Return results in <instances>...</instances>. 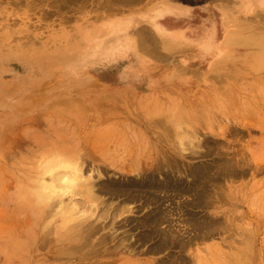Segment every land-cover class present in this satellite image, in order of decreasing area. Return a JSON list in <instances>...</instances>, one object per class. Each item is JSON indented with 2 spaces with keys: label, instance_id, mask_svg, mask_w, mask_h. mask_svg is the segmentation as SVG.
I'll use <instances>...</instances> for the list:
<instances>
[{
  "label": "rangeland",
  "instance_id": "1",
  "mask_svg": "<svg viewBox=\"0 0 264 264\" xmlns=\"http://www.w3.org/2000/svg\"><path fill=\"white\" fill-rule=\"evenodd\" d=\"M70 1L0 0V264H264V0Z\"/></svg>",
  "mask_w": 264,
  "mask_h": 264
},
{
  "label": "bare ground",
  "instance_id": "2",
  "mask_svg": "<svg viewBox=\"0 0 264 264\" xmlns=\"http://www.w3.org/2000/svg\"><path fill=\"white\" fill-rule=\"evenodd\" d=\"M38 1V0H37ZM46 1H48V2H50V1H54V0H46ZM65 1H67V0H59V2H60V5H58L57 7H56V9L57 10H60L61 9V3H63V5H64V2ZM72 1V0H71ZM70 1V2H71ZM215 1V0H214ZM222 1H224V0H222ZM14 2V1H13ZM17 3V2H16ZM27 3V2H26ZM28 3H30V2H28ZM53 3V2H52ZM49 4H51V3H48V5ZM59 4V3H58ZM68 5H69V2H68ZM69 7V6H68ZM64 8V7H63ZM54 9V8H53ZM56 10V11H57ZM142 31V30H141ZM145 31V34H146V30H144ZM141 33V32H140ZM164 36L165 37H167V38H169L170 36H168V34H164ZM150 38V37H149ZM148 38V39H149ZM173 39H176V38H173ZM151 40V39H150ZM169 39H164V41L165 42H167ZM172 42H174V41H172ZM229 43V41H228V39L226 38L225 40H224V44L227 46L228 45V43ZM153 43V42H152ZM157 43V42H156ZM176 43V42H175ZM150 44V43H149ZM176 44H178V43H176ZM222 48L220 49V50H218V53H221L222 52V50L224 49V46L222 45L221 46ZM154 48H155V46H154ZM151 49V48H150ZM156 51V50H155ZM153 52V51H152ZM261 52V51H260ZM260 52H257V53H255V54H253V55H251V59H250V65L251 66H257V65H259V66H261V67H264V55H259L260 54ZM156 53V52H155ZM217 53V54H218ZM150 54V53H149ZM264 54V53H263ZM157 55V54H156ZM226 55L227 54H225V55H223L222 53H221V55H220V58H218V57H215L213 60H215L216 59V61H215V63H214V65H216V66H218V65H221V64H223L224 63V60L226 59ZM158 56H160V55H158ZM154 57V56H153ZM155 58H157L156 56H155ZM197 72V71H196ZM194 75V74H193ZM199 79V78H198ZM220 81V80H219ZM118 91H115L114 93L115 94H118L117 93ZM80 95V94H79ZM73 101H75L77 98H73V97H70ZM65 101V104H66V100H64ZM68 104V103H67ZM181 109H182V113L183 114H188V112L184 109V107H181ZM183 114H182V117H183ZM249 117V116H248ZM210 118V117H209ZM151 120H153V122L154 121H156L155 119H151ZM178 120H183V119H178ZM208 119L205 117L204 119H203V121L206 123V124H208L209 125V121H207ZM162 120H159V122H161ZM244 121V120H243ZM154 125H158V126H160V127H162L161 126V124L160 123H158V122H154ZM169 127V126H168ZM169 133H170V131H169ZM168 133V134H169ZM191 135V134H190ZM137 136H141V134L139 135H137ZM160 137H159V139H158V141H162V142H166V138H167V133H166V129H164V127H162V129H161V134L159 135ZM181 137H183V136H181ZM170 138V137H169ZM180 138V137H179ZM183 139H185V138H183ZM192 139V138H191ZM185 140H188V139H185ZM168 141V140H167ZM180 142H182V141H180ZM141 144V143H140ZM157 144L155 143V142H151V143H146V144H142L141 146L144 148L143 150L144 151H142V152H149L147 155L149 156L150 154H152V149H151V147H155ZM180 146H181V144H180ZM184 148V147H183ZM140 150V149H139ZM140 152H141V150H140ZM160 152H162V153H164L165 151H163L162 149L160 150ZM220 154V153H219ZM53 156V155H52ZM54 157V156H53ZM52 158V157H51ZM56 158V157H55ZM221 158V157H220ZM231 158H232V156H231ZM223 159V158H222ZM225 159V158H224ZM234 159V158H233ZM51 160H53V158L52 159H50V161ZM127 160V159H126ZM135 160H137V158L135 159ZM221 160V159H220ZM47 162L49 161V160H46ZM56 161V160H55ZM61 161V160H60ZM225 161V160H224ZM229 161V160H228ZM57 162H59V161H57ZM66 162H67V159H66ZM223 162V161H222ZM44 163V162H43ZM42 163V164H43ZM46 163V162H45ZM147 163V162H146ZM221 163V162H220ZM72 164V163H71ZM124 164H126V163H124ZM178 164V163H177ZM224 163H222V165H223ZM53 165V164H52ZM55 165H57V164H55ZM54 165V168L56 167ZM59 165V164H58ZM70 165V163H68V164H63L62 163V165L61 166H63V167H66V168H68V166ZM172 165V164H171ZM221 165V166H222ZM228 165V164H227ZM234 165V164H233ZM51 166V165H50ZM61 166L60 167H58V169L60 168L61 169ZM73 166V165H72ZM159 167H161L160 165H158ZM177 166H179V165H177ZM47 167H48V165H47ZM53 167V166H52ZM74 167V166H73ZM218 167H220V166H218ZM57 168V167H56ZM76 168V167H75ZM165 168V167H164ZM174 168V167H173ZM173 168H172V171H173ZM231 168H232V166H231ZM57 169V170H58ZM65 169V168H64ZM161 169V168H160ZM159 169V170H160ZM220 169V168H219ZM224 169V168H223ZM53 170L54 169H52V170H47V172L48 171H52L53 172ZM56 170V169H55ZM69 170V169H68ZM76 170V169H75ZM74 170V171H75ZM176 169H174V171H175ZM211 170H212V168H211ZM231 170V169H230ZM63 171V170H62ZM74 171H72V170H70V172H72V173H69V172H67L66 170L65 171H63V172H65V173H61L60 171H57V172H60L61 174H55V173H53L54 175H52L53 177V180H52V183H51V181H50V183L51 184H47V183H44V182H41V183H39L38 185H39V191H40V193H43V194H45L46 196H50V195H52V194H57V195H60V194H64V193H66L67 195H68V193L67 192H69V194L71 195V189H72V187L75 185V186H78V180H77V176H78V174H73V172ZM78 171V170H77ZM55 172V171H54ZM227 172V171H226ZM229 172V171H228ZM43 173V172H42ZM77 173V172H76ZM173 173V172H172ZM178 173V172H177ZM181 173V172H180ZM183 173V172H182ZM181 173V174H182ZM205 173V172H204ZM150 174V173H149ZM153 174V173H152ZM184 174V173H183ZM77 175V176H76ZM163 175V174H162ZM146 176H148V175H146ZM175 176V175H174ZM200 176H202V175H199V179L201 178ZM205 176V175H204ZM149 177V176H148ZM198 177V176H197ZM207 177V176H206ZM209 177V176H208ZM42 178V177H41ZM80 178V177H79ZM165 178H167V177H165ZM170 178V177H169ZM84 179V178H83ZM149 179V178H148ZM154 179H155V177H154ZM198 179V178H197ZM204 179V178H203ZM48 180V179H47ZM85 181V180H84ZM152 181V180H151ZM155 181V180H154ZM195 181H197V180H195ZM202 181V180H201ZM148 182V181H147ZM160 183V182H159ZM171 183V182H170ZM192 183H194V181H192ZM77 184V185H76ZM87 184H90V183H87ZM93 184V183H92ZM145 184V183H144ZM182 184V183H181ZM84 185V184H83ZM138 185H141V184H139V182H138V184H137V189H138ZM195 183H194V187H195ZM56 186H58L59 187V190L58 191H54V188L56 187ZM82 186V185H81ZM87 186V185H86ZM93 186H95L94 184H93ZM151 186V185H150ZM90 187H92L91 185H90ZM79 188V187H78ZM84 188H85V185H84ZM89 188V187H88ZM87 188V189H88ZM94 188V187H93ZM93 188H91V189H93ZM95 188H96V186H95ZM142 188H144V187H142L141 186V189ZM184 188V187H183ZM83 189V188H82ZM81 189V190H82ZM149 189H150V187H149ZM148 189V190H149ZM177 189V188H176ZM80 190V189H79ZM80 190V191H81ZM89 190V189H88ZM120 190V189H119ZM122 190H124V189H122ZM121 190V191H122ZM143 190V189H142ZM154 190V189H153ZM173 190V189H172ZM42 191V192H41ZM73 192H74V190H72ZM83 191H86V190H83ZM92 191V190H91ZM139 191H140V189H139ZM147 191V190H146ZM179 191V190H178ZM72 192V193H73ZM82 192V191H81ZM95 192V191H94ZM94 192H92V193H94ZM141 192H143V191H141ZM151 192V191H150ZM149 192V193H150ZM89 194L90 193V191L89 192H86L85 193V196H86V194ZM92 193H90V194H92ZM95 193H97V192H95ZM89 194V195H90ZM151 194V193H150ZM70 195H69V197H70ZM93 195V194H92ZM90 196V197H93V196ZM45 196V197H46ZM61 196V195H60ZM88 196V195H87ZM95 196H97V195H95ZM94 196V197H95ZM38 197H39V200H42V198L44 197L42 194H40V195H38ZM57 197V196H56ZM148 197V196H147ZM152 197H153V195H152ZM53 198V197H52ZM55 198V197H54ZM97 198V197H96ZM95 198V199H96ZM157 198V197H156ZM93 199V198H92ZM95 199H93V201L95 200ZM198 199V198H197ZM52 200V199H51ZM58 200H60L59 199V197H58ZM115 207H117V206H115ZM123 207V206H122ZM119 209V208H118ZM92 210H94V209H91V212H92ZM88 226V225H87ZM82 230V229H81Z\"/></svg>",
  "mask_w": 264,
  "mask_h": 264
},
{
  "label": "crops",
  "instance_id": "3",
  "mask_svg": "<svg viewBox=\"0 0 264 264\" xmlns=\"http://www.w3.org/2000/svg\"><path fill=\"white\" fill-rule=\"evenodd\" d=\"M169 1L166 0L165 6H167ZM170 5V4H169ZM168 5V6H169ZM224 36L218 34H197L196 36L192 35L188 38L187 43V51L188 56L193 57V60L189 62V65L193 67L190 69L192 72H210L213 70H217V66L214 65L215 60H209L208 58L211 57H218L220 58V53L216 55L218 50H220L224 44ZM179 50V49H178ZM207 67V68H206ZM128 93L135 96L137 93L133 90L127 89ZM126 92V91H125ZM130 95V96H131ZM132 97V96H131ZM133 98V97H132Z\"/></svg>",
  "mask_w": 264,
  "mask_h": 264
}]
</instances>
